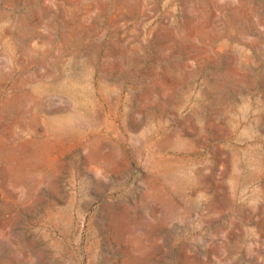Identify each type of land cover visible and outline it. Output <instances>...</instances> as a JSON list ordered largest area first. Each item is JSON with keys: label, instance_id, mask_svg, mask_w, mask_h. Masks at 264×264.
Returning <instances> with one entry per match:
<instances>
[{"label": "rangeland", "instance_id": "rangeland-1", "mask_svg": "<svg viewBox=\"0 0 264 264\" xmlns=\"http://www.w3.org/2000/svg\"><path fill=\"white\" fill-rule=\"evenodd\" d=\"M0 264H264V0H0Z\"/></svg>", "mask_w": 264, "mask_h": 264}, {"label": "bare ground", "instance_id": "bare-ground-1", "mask_svg": "<svg viewBox=\"0 0 264 264\" xmlns=\"http://www.w3.org/2000/svg\"><path fill=\"white\" fill-rule=\"evenodd\" d=\"M45 147H46L45 144L42 143V142H37V141H34V140H28V141H26L23 144V146H22L23 151H22V158H21V162L20 163L32 164V163H36L38 161H41L42 160V157L44 156ZM15 153H16V151H15ZM9 155H7V156H9ZM10 163H12V162H10ZM14 170L19 171L18 170V167H15Z\"/></svg>", "mask_w": 264, "mask_h": 264}, {"label": "water", "instance_id": "water-1", "mask_svg": "<svg viewBox=\"0 0 264 264\" xmlns=\"http://www.w3.org/2000/svg\"><path fill=\"white\" fill-rule=\"evenodd\" d=\"M28 141V140H27Z\"/></svg>", "mask_w": 264, "mask_h": 264}]
</instances>
